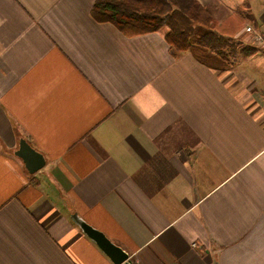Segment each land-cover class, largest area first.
Instances as JSON below:
<instances>
[{"label": "crops", "instance_id": "crops-1", "mask_svg": "<svg viewBox=\"0 0 264 264\" xmlns=\"http://www.w3.org/2000/svg\"><path fill=\"white\" fill-rule=\"evenodd\" d=\"M96 1L0 0V264H116L74 214L133 264H264V51L175 56ZM198 1L264 31L253 0Z\"/></svg>", "mask_w": 264, "mask_h": 264}, {"label": "trees", "instance_id": "trees-1", "mask_svg": "<svg viewBox=\"0 0 264 264\" xmlns=\"http://www.w3.org/2000/svg\"><path fill=\"white\" fill-rule=\"evenodd\" d=\"M242 11L240 16L247 12ZM92 16L129 35L157 32L173 55L194 51L204 62H221L225 69L259 50L237 34L243 27L239 18L220 23L198 0H97Z\"/></svg>", "mask_w": 264, "mask_h": 264}, {"label": "water", "instance_id": "water-1", "mask_svg": "<svg viewBox=\"0 0 264 264\" xmlns=\"http://www.w3.org/2000/svg\"><path fill=\"white\" fill-rule=\"evenodd\" d=\"M15 155L23 161L26 170L30 174L37 173L46 165V158L44 155L24 138L20 139L19 147L16 150ZM73 220L79 224L86 234L97 242L102 250L108 254L116 264H133L129 253L113 243L105 234L87 224L77 214L73 215Z\"/></svg>", "mask_w": 264, "mask_h": 264}, {"label": "built area", "instance_id": "built-area-1", "mask_svg": "<svg viewBox=\"0 0 264 264\" xmlns=\"http://www.w3.org/2000/svg\"><path fill=\"white\" fill-rule=\"evenodd\" d=\"M244 37L252 42L257 48L264 51V31L257 29L253 24L246 25L244 28Z\"/></svg>", "mask_w": 264, "mask_h": 264}, {"label": "rangeland", "instance_id": "rangeland-1", "mask_svg": "<svg viewBox=\"0 0 264 264\" xmlns=\"http://www.w3.org/2000/svg\"><path fill=\"white\" fill-rule=\"evenodd\" d=\"M253 3H254V7H255V11H256V15H258L259 16V14L261 13V11H260V9H262L263 7H264V0H253ZM240 11V10H239ZM241 13V12H240ZM240 13H238V14H240ZM221 14L219 13V16H220ZM246 16H242L241 15V19H240V21L242 22V23H244V25H247L248 23H253V21L254 20H252V19H249V18H245ZM231 18H233V17H231ZM231 18H229L228 20H226V21H228L229 22V20L231 19ZM259 19V18H258ZM261 23H259V25H260ZM258 54H260V55H263L264 53H262V52H260V53H258ZM248 64H250V62H247V63H245V65H248ZM251 64H254V65H258L257 64V61L256 60H252V63Z\"/></svg>", "mask_w": 264, "mask_h": 264}]
</instances>
